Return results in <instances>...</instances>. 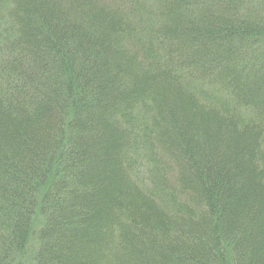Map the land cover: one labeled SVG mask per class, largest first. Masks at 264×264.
<instances>
[{
	"label": "trees",
	"instance_id": "1",
	"mask_svg": "<svg viewBox=\"0 0 264 264\" xmlns=\"http://www.w3.org/2000/svg\"><path fill=\"white\" fill-rule=\"evenodd\" d=\"M128 4L0 0V264H264V0Z\"/></svg>",
	"mask_w": 264,
	"mask_h": 264
},
{
	"label": "rangeland",
	"instance_id": "2",
	"mask_svg": "<svg viewBox=\"0 0 264 264\" xmlns=\"http://www.w3.org/2000/svg\"><path fill=\"white\" fill-rule=\"evenodd\" d=\"M99 1L104 3V4L106 2H109L110 4H116V3H122L123 2V3H125V4H127L129 6L128 2H130V4H131L132 0H99ZM137 1H145L146 4L148 3V0H137ZM149 1H151V0H149ZM137 10H139V7H138V9L135 8L134 5L130 7V12L132 11L133 14H136Z\"/></svg>",
	"mask_w": 264,
	"mask_h": 264
}]
</instances>
